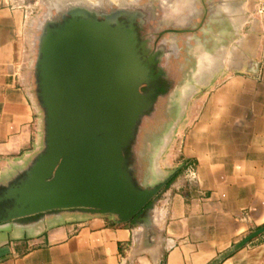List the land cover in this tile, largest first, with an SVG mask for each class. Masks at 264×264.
<instances>
[{
  "label": "crops",
  "instance_id": "obj_1",
  "mask_svg": "<svg viewBox=\"0 0 264 264\" xmlns=\"http://www.w3.org/2000/svg\"><path fill=\"white\" fill-rule=\"evenodd\" d=\"M23 16L17 0H0V186L43 148L19 77ZM263 30L242 37L228 62L235 72L210 86L200 116L186 118L182 152L193 172L184 191L161 193L148 222L63 211L0 224V264H211L264 226ZM215 264H264V234Z\"/></svg>",
  "mask_w": 264,
  "mask_h": 264
},
{
  "label": "water",
  "instance_id": "obj_2",
  "mask_svg": "<svg viewBox=\"0 0 264 264\" xmlns=\"http://www.w3.org/2000/svg\"><path fill=\"white\" fill-rule=\"evenodd\" d=\"M54 11L51 20H42L38 36L43 148L0 186V224L63 211L113 217L118 224L148 222V203L173 174L141 188L125 155L149 105L137 91L146 69L133 24L142 14L123 7L109 14L101 8ZM263 234L264 226L252 231L211 264Z\"/></svg>",
  "mask_w": 264,
  "mask_h": 264
},
{
  "label": "rangeland",
  "instance_id": "obj_3",
  "mask_svg": "<svg viewBox=\"0 0 264 264\" xmlns=\"http://www.w3.org/2000/svg\"><path fill=\"white\" fill-rule=\"evenodd\" d=\"M17 1L24 10L19 36V77L22 85L34 97L43 133L44 109L37 96L36 66L39 55L38 36L41 33L37 24L44 20L51 0ZM89 1L101 3L108 14L118 7L139 10L142 15L135 21L142 26L140 34L148 51L154 47L159 33L171 29L189 30L185 34L169 33L161 38L166 46L176 48V60L170 65L175 74V86L159 104L158 117L147 124L137 149L144 172L143 188L162 182L173 174L168 185L149 204L153 214L161 193L170 189L171 185L183 184L181 190H185L193 172L192 164L186 161L182 152L186 118L192 112L200 116L203 100L209 93L210 86L226 74L235 72L228 70V62L233 57L232 52L240 49L242 37L261 33L263 30V0H169L180 8L177 19L170 18L166 13L163 0ZM119 2H122L121 6H118ZM52 13H55L54 9ZM99 20L103 19L99 17ZM58 23L62 24V20ZM253 63H247L248 73ZM166 65L169 69V65Z\"/></svg>",
  "mask_w": 264,
  "mask_h": 264
},
{
  "label": "flooded vegetation",
  "instance_id": "obj_4",
  "mask_svg": "<svg viewBox=\"0 0 264 264\" xmlns=\"http://www.w3.org/2000/svg\"><path fill=\"white\" fill-rule=\"evenodd\" d=\"M163 5V7L167 9L166 13L170 16V18L177 19L176 15L178 14L177 12L180 8L173 5L172 1L169 0H163ZM118 21L125 26L129 24L127 18L120 17ZM133 26L135 28L137 46L139 48L138 54L140 67L146 69L145 80L138 86L137 91L149 105L147 110L143 112L141 118L136 123L134 129V137L129 143L125 155L128 157V166L130 167L133 181L137 184V186L142 188L144 172L137 154L138 145L140 144L139 139L141 138L143 131L147 127V124L158 117L157 115L159 113V104L164 101L169 92L175 86V74L174 70L170 68V65L174 64V61L176 60V48H174L172 45L166 46L165 43L161 42V38L165 34H185L188 33L189 30L171 29L159 33L156 36L157 40H155L154 42V47L151 51H148V47L145 46V40L141 38V24L135 21ZM163 58L164 64H162ZM166 64L169 65V69L167 68ZM159 193L160 191L157 193V195ZM151 201L146 207L149 209L147 217L148 215H150L151 209L148 206ZM132 221H135V219H133Z\"/></svg>",
  "mask_w": 264,
  "mask_h": 264
},
{
  "label": "bare ground",
  "instance_id": "obj_5",
  "mask_svg": "<svg viewBox=\"0 0 264 264\" xmlns=\"http://www.w3.org/2000/svg\"><path fill=\"white\" fill-rule=\"evenodd\" d=\"M103 1V0H102ZM98 2V1H97ZM50 6L46 12L47 19L51 20L55 13H52V10L55 9L57 12H63L64 10H67L68 8L74 9V8H81L84 12L91 11V9L99 10L102 8L101 3H94L89 0H51ZM122 2H119L118 6H121ZM66 7H65V6ZM92 7V8H91ZM39 27L42 25V20L38 22L37 24Z\"/></svg>",
  "mask_w": 264,
  "mask_h": 264
},
{
  "label": "built area",
  "instance_id": "obj_6",
  "mask_svg": "<svg viewBox=\"0 0 264 264\" xmlns=\"http://www.w3.org/2000/svg\"><path fill=\"white\" fill-rule=\"evenodd\" d=\"M26 19V17H24Z\"/></svg>",
  "mask_w": 264,
  "mask_h": 264
}]
</instances>
